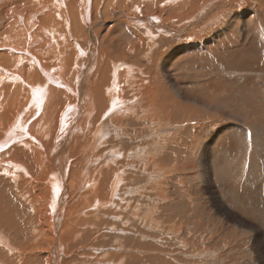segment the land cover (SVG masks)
<instances>
[{"label": "rangeland", "instance_id": "374dc122", "mask_svg": "<svg viewBox=\"0 0 264 264\" xmlns=\"http://www.w3.org/2000/svg\"><path fill=\"white\" fill-rule=\"evenodd\" d=\"M141 1L144 0H120V3H115L114 6L109 7L108 13L103 5L99 6L98 9L91 8L88 21L83 22L85 24L84 30L87 35L90 32L91 37L96 34V37L99 38V44L89 41V39L83 40L80 44L84 46V48H81L84 49L85 52L92 50L90 48L92 44L94 47L92 50V52L94 51V55L90 58L89 63L92 59L94 62L95 56H99L96 60V67L94 64L92 68L90 64L87 63L88 61L86 62V54L82 53L81 56L79 55V57H76V60H74L77 62H74L76 66H71V71L67 78L64 77L65 80L63 78L65 81L64 84H67V86L69 85V87L64 89L63 87L59 88L58 86L50 85V87L47 88L46 94L48 95L43 103L45 110L42 112L45 113V111L49 109L51 100L55 95H59L62 98L53 118L57 120V133L63 136L64 134L61 133V130L64 132L67 131L69 140L72 138V140L68 142L70 146L66 150H63L65 154L62 155V158L67 156L69 163L68 161L66 163L69 164V168L74 169V163L78 165L81 160L87 159L88 157V167L92 169L97 168V170L100 169L99 180L104 175L108 176L107 190H109L112 170L115 171L113 175H118L122 182L118 189L120 192L119 195H117V197L115 194L114 197L112 196L114 205H109L108 200H110L111 196L109 197V195L111 194L108 192L106 194L107 197H105V195L102 197V201L105 203L103 205L102 203L101 205H97L94 210L84 208L81 212H77L78 214L74 212L69 213V215L72 214L70 217L73 221H82L85 225L83 230H80L82 235L78 234L76 231L73 232L74 242L80 240L78 245L81 246L76 245L75 248H70V253L72 254L66 256L63 249L66 250V248H69L67 246H70L68 239L70 233H65L62 230L63 226H61L60 230L62 235L59 239V243H61L59 245L61 254L58 264L61 260L64 261L63 259L69 260V264H116V262L119 264H154L151 259L147 260V258L154 257L159 259L162 258L163 264H264V238L262 237L263 246L261 243L257 248V243L254 250L250 249L253 244L251 235H254V232L264 236V34H262L263 36H259L258 33H255V30H258L256 27H254V33H251V26L246 21V17L250 14L249 9L256 10L255 13L259 17V30L264 33V0H230V7H228V0H226L227 5L225 4L224 6L222 1V3H219L221 6L216 4L209 8V10H204L205 14L199 17L197 16L201 10L196 8L190 15H187V12L190 11V6L188 7L186 5L182 10L180 6H178L181 3L179 0L174 2V7L172 3H170V5L164 0H153V5H149L151 2L146 4V2ZM200 1L203 0H197V2ZM138 4L141 5L139 6ZM244 4H246L245 8H248L246 12L243 10ZM112 7L115 8L113 9ZM185 7H187V9H184ZM177 8L180 10L178 11ZM215 9L218 10V13L215 15L216 18L215 16L212 17V15H214L212 12ZM226 10H229V12H225ZM232 11L244 12L242 16L238 18V21L240 20L239 23H234L233 27H231L232 29L230 28L232 33H230L227 38L217 36L208 41V45H213H211V50L214 51L209 52L202 47L200 49L196 48V50L192 48L190 50L188 49V51L182 50L178 57L172 56L171 51L173 52L174 49L179 46L188 45L193 42L192 45H195L196 43H201L203 38L207 36H214L220 27L227 24L226 21L220 23L221 17L228 20L233 13ZM65 12L68 13V11ZM132 12L138 16V20L142 19L146 21V27H142L141 25L138 26L139 24L137 25L135 20H131L133 22L132 24L130 20L124 17V14H130ZM46 13L47 11L44 12V14ZM157 15L159 18L161 15L164 17L160 18L161 21L163 20V25H168L166 27H173L174 30H176L174 31L176 32L174 33V40H171V42L163 44L165 41L161 38L162 36L166 37V35L156 28V18L153 16ZM207 16L212 18L207 19ZM196 17L197 19L194 20ZM67 18L70 19V16L67 15ZM184 21L186 22L184 23ZM196 22H199V24H195ZM242 25L245 26L243 27ZM112 26L113 29L108 38L110 40L115 39V44L120 43L126 48V58H120L116 45L110 48L106 45L107 37L105 38V35L109 27L111 28ZM187 31L190 32L188 35L186 34ZM259 37L262 39L258 40L260 39ZM52 38L53 35L46 37V39ZM149 39L155 42L153 48L157 47L154 53L158 52L161 56L170 54V56L164 57L173 59L175 66L168 70L158 69L161 73L158 72L159 74L157 73L155 76H157L156 78L158 79L160 87L156 89L154 86L150 87L151 93H148L150 94V99H146L144 90L147 85L153 82H148V78L147 82H143V78L147 75L150 76V74L146 70V66L144 71L133 68L131 60L134 57L133 50L140 53L139 47L144 46L145 43L143 48L146 47L148 50L151 45V41H148ZM218 39L220 43L222 42L221 45L219 42L217 43L218 45L215 44V41ZM121 40L123 42H120ZM63 41L66 49H70L71 46H68L65 38H63ZM128 44H133V46H129ZM143 48L141 47V49ZM64 57L67 58V55H64ZM138 61L142 63L145 62L142 57ZM132 62L134 64L133 60ZM179 62L180 64L183 63V66L176 67ZM219 62H222L224 65ZM256 62H260L259 68H257ZM121 63L123 64L121 65ZM125 64H127L128 67L124 68ZM144 64H146V62ZM107 66L109 69L112 66L116 67L115 71L119 74L118 79L115 78L112 71H110L112 68L108 70ZM174 71L176 74H184V81H180L182 84L181 87L191 91L193 95H195L193 105L187 106L184 99L165 100V98L168 97H165L164 94L167 93L170 88H173L171 85L174 84ZM166 72L170 75V80H166L163 76H166ZM82 73H85L84 80L80 78ZM81 80L87 82L86 87L80 85L82 84ZM19 84L21 83L19 82L15 85ZM153 91L157 92V95L154 97ZM107 94H113L109 101L116 105V114L114 115L111 114L112 112H103L102 114L103 107L97 102L99 96L105 97ZM209 94H213L217 99L212 98V100H215L206 108L197 106L195 100H202L203 97L208 101L205 97ZM162 97L165 102L170 101L174 109V116H176L174 118V123L170 125V132L167 131L169 134L165 132L167 130L166 126H169V121L161 120V112L159 114L160 119L154 122L152 120L150 121L151 123H149V121L145 122L146 124L142 123L144 128H139V125H137V129H134L131 125H126L128 122L124 120L125 117H150V114H153L152 111L159 104V101L162 100ZM82 98L86 104L85 114H81L78 108ZM146 105L151 107L149 111L146 110ZM72 108L74 110L70 111ZM67 111H69L72 117L69 115L68 123L63 125L62 116ZM207 111L211 112L207 115L208 121H204L203 116ZM214 113L219 116H224L227 119L215 117L216 115H214ZM194 114H196L195 117H193ZM120 115L122 116V118L119 119L120 121L118 120L120 123L113 124V127L119 128L118 126H120V128L114 129L112 127L114 131H112L110 136H113V133H116L118 130H122V133H126V135L132 138L134 136L138 137L139 133H143V135L145 132L150 135L155 134V138H158L159 150L154 160L151 159V147L153 145H151V141L149 140L143 143L132 144V146H129L130 148L128 147L127 149L124 148L122 144L118 145L116 140L104 137L102 140H98L100 144L99 147L91 150L93 153L78 152L76 143L87 141L92 138L95 123L98 122L100 116L102 119H106L110 124L112 118L119 117ZM38 117H36L35 120ZM211 118L212 120H210ZM82 127L86 128L84 132L83 129H81ZM161 127L163 129L162 133L160 132ZM47 128L53 130L49 127ZM72 129H78L80 131L74 132ZM136 130L139 132L137 133ZM135 131L138 135H136ZM163 137H166L167 140ZM169 138L171 139L168 140ZM182 138H185L184 143L181 142ZM133 141L137 142L135 139ZM166 141L168 142L164 143ZM169 141H173L171 144L174 145V154L166 158L170 147ZM113 144L114 147L118 145L117 152L119 153H109ZM129 144H131V142H129ZM146 144L148 145L146 146ZM52 147L54 149L53 151L56 153V148L58 146L54 148L53 145ZM137 147L144 148V159L142 158L144 161L142 160L143 164L141 163V166L137 165L138 163L136 161H132V164H136L135 166L138 167V172H140L139 170L143 171V167L145 170L138 174H131V172H128L127 175H122L123 162L132 151L137 149ZM102 149H104V151H102ZM42 154L47 155V151ZM121 155H123V157ZM102 161L104 162L102 163ZM145 161L146 163H144ZM170 165L173 167L171 168ZM87 171L88 169L84 171V175ZM128 171H131V169L129 170L128 168ZM141 174L144 177H142ZM204 174L205 178H203ZM156 175H158L159 180L155 178L157 177ZM147 179H149V181H147ZM79 189L73 194L74 196L67 198L66 195L65 209H68L70 205L76 206V204L79 203L78 198L87 194V191ZM118 196H120V198ZM49 198L50 195L44 197L42 201L43 209L46 208L47 202H51ZM97 198L101 199L99 196ZM219 198L221 200H219ZM119 199L122 200L120 201ZM90 211L93 215H89ZM164 213L179 214L187 221L178 223V221H176L178 217L176 218L172 215L169 216L173 218L166 220L169 216ZM63 214L64 218L62 217L61 219V225H64L65 221L68 220L66 219L65 212ZM144 216H146V218ZM142 220L146 222L143 223ZM148 221L151 224H149ZM152 223L156 224L154 225ZM43 224V227L49 232V236L54 239L47 218ZM147 224L148 226L151 225V228H148ZM68 227L75 229L73 224H70ZM144 227H146V229ZM27 228L29 229H27L29 231V236L35 237L36 233L33 229H36V225H31L30 223L27 225ZM115 228L116 230H114ZM112 229L117 231V234H111L113 231ZM148 229L151 230L148 231ZM86 231H90L91 234L94 233V235L92 234L94 237L92 236V238L89 239L91 242L89 240L85 241L84 238V244H81L82 237ZM127 232H136L134 233L136 236L134 237L136 238L134 242L122 235L120 237L118 236ZM66 234H68V237ZM163 236H165V238ZM137 237L139 239H137ZM198 237H202L203 241ZM63 238H65V241ZM42 241L44 247H51L50 239H48L46 235L42 237ZM115 241H119L121 246L118 247V243L115 244ZM135 243L139 246H135ZM26 245L33 249L26 247L22 249L23 251L18 249L12 251L17 252L18 256L24 253L25 256L19 258L21 264L26 263L24 260H28V256L30 258L38 256L47 259V250L40 253L39 248H34L37 246L35 241L27 243ZM13 248L16 247L13 246ZM119 248L122 249V253L118 251ZM111 249L114 251L115 249L118 250L114 252L111 251ZM258 251L262 252L263 262L262 260L260 262L257 260L261 257ZM12 252L10 253L14 255ZM205 253L208 254V256ZM255 254H258L260 257L254 259ZM133 257L137 260L134 259V261L132 259ZM70 259H72V263ZM44 264L47 263L44 262Z\"/></svg>", "mask_w": 264, "mask_h": 264}, {"label": "bare ground", "instance_id": "6f19581e", "mask_svg": "<svg viewBox=\"0 0 264 264\" xmlns=\"http://www.w3.org/2000/svg\"><path fill=\"white\" fill-rule=\"evenodd\" d=\"M152 1L153 0H147V1L144 0L141 2H146V4L148 2H151L149 5H153L154 2H152ZM159 1H161V0H159ZM164 1L167 2L168 4L172 3V5L174 7V2L177 0H164ZM179 1H181V3H180L181 5L179 4L178 6H180V8L182 10H183L184 6H186V5L188 7L190 6V11L187 12V15L188 14L190 15V13H192L194 10H196V8L198 10H201L197 17L204 15L205 14L204 10H206V9L209 10V8H211L212 6H214L216 4H219L220 2L222 3V1H223V3H222L223 6L226 4V0H203L200 2H197V0H179ZM228 2H229L228 7H230V0H228ZM233 2H235V1H233ZM115 3L116 4L120 3V0H0V264H21L19 258L24 257L25 256L24 253H22L21 255L18 256L17 252H12V251L17 250V249L20 251H23L22 250L23 248L28 247L26 244L30 243L32 241H35V244H37V246H35L34 248H39L40 253L47 250V252H48L47 259H44V257H38V256L30 258L28 256V260H24V262H26L25 264H44V262L47 264H51V263L52 264H58V261L60 260L59 256L61 254V250L59 249V245L61 244V243H59V239L62 235V232L60 230L61 226H63L62 230L65 233H70L69 237H68V234H66V236L69 239L70 246H67L69 248H66V250L63 249L65 251L66 256H70L72 254V253H70L71 252L70 248H73V247L75 248V246L80 243V240L74 242L73 232L76 231L78 234L82 235L80 233L81 232L80 230H83V227H85V225L82 221H78V222H77V220L73 221L72 218L70 217V215H72V214L69 215V213H73V212L79 213L84 208L85 209L88 208L89 210H94V208H96L97 205H101V203L103 205L105 203V202L103 203L102 197L104 195H105V197H107L106 194L108 192H109V194H111V195H109V197L110 196L114 197V194L117 197V195H119V193H120L118 189H119L120 184H122V182H121V179L118 175H113L115 173L114 170H112V175H110L111 182L109 184V190H107V188H108V185H107L108 184V176L104 175L99 180L98 177H100V173H99L100 169L97 170V168L92 169V168L88 167L89 166V164H88L89 158L88 157H87V159L85 158V159L81 160L78 163V165H76L74 163V166H73L74 169H70L69 164L66 163L68 161L67 156L62 158V155L65 154V152L63 150H66L70 146L68 142L71 141L72 138L69 140V138H68L69 135H68L67 131L64 132L61 130V133L64 134L63 136H61L60 133H57V125H56L57 120L55 118H53L57 109H58V106L61 102V99H62L61 96L55 95V97L51 100L49 109L47 111H45V113L42 112L45 110L43 107V103H44V99L48 95L46 93H47V88L50 87V85L58 86L59 88L63 87L64 89L69 87V85L67 86V84L66 85L64 84V82H65L64 77L67 78V76L69 75V72L71 71V66H76L75 63H77V62L74 61V60H76V57H79V55L81 56L82 53L83 54L85 53L86 54L85 56L87 59L86 62L88 61L87 63L90 64V66L92 68L94 67V64L96 67V65H97L96 60L99 58V56H95L94 62L92 59L91 62L89 63L90 58L93 57V55H94L93 54L94 51L92 52L94 47L92 46V44H91V46L89 45L92 50L89 52H85L84 49L81 48V47L84 48V46H82L80 44V42H82L83 40L89 39V41H92L94 43L99 44L98 43L99 38L96 37L97 36L96 34L92 35V37H91L90 32L87 35L85 30H84L85 24L83 22L88 21V17L90 15V9L91 8H93V9L97 8L98 9L99 6L103 5L104 9L107 12L109 7L114 6ZM141 4H143V3H141ZM154 5H156V4H154ZM245 5L246 4H244L243 10L246 12V11H248V8H245ZM247 5H248V3H247ZM219 6H221V4H219ZM249 6H251V5H249ZM184 9H187V7H185ZM179 10L180 9H178V11ZM45 11H47L46 14H44ZM65 11H68V13ZM136 11H138V10H136ZM249 11H250V14L246 17V21L251 26V33H254L253 30H254V27H256L258 30H255V33H258L259 36H263L262 35V34H264L263 31H260L259 27H258L259 17L255 13L256 10L254 11L253 9L250 8ZM112 12H113V10H112ZM129 12H130V10H129ZM225 12L228 13L229 10L228 11L226 10ZM243 12H233L231 14V17L228 18V20H226L224 17H221L222 19H221L220 23L226 21L227 24L220 27V29L218 30V32H216L214 34V36L211 34L212 35L211 37L207 36L206 38H203L201 43H196L195 45H192L194 43L193 42V43H190L188 45L179 46V47L175 48L173 52L171 51L172 56L178 57V55L180 54V52L182 50L188 51V49L190 50L192 48L194 50H196V48L200 49L202 47L203 49L205 48L209 52L214 51V50H211L212 44L208 45V41L212 40L214 37H217V36H219L221 38H227V36L230 33H232L231 27H233L234 23H237V24L239 23L240 20L238 21V18L242 16ZM201 13H203V14H201ZM217 13H218V10L215 9L212 12V14H214V15H212V17L215 16ZM156 14H158V13H156ZM67 15L70 16V19L67 18ZM145 16H147V15H145ZM124 17L127 18L128 20H130V23H132V24H133V22L131 20H135V23L137 25L139 24L138 26L141 25L142 27H146V21H144L142 19L138 20V16H136V14L134 12H132L130 14H128V13L124 14ZM153 17L156 18V20H155L156 25L159 26V27L156 26V28L159 31L164 32V34L166 35V37H165V36H162L163 35L162 34L161 35L162 38L160 37L161 39H163V41H165V42H163V44L171 42V40H174L173 39L174 33H176L174 31H176V30H174L173 27H169V28L166 27L168 25H166V26L163 25V20L162 21L160 20V18L163 17L162 15L160 18L158 17V15L153 16ZM197 17L194 20H196ZM212 17L209 18V16H207V19H211ZM215 18H216V16H215ZM194 20H193V22H194ZM148 22L150 23L151 21H148ZM185 22L186 21H184V23ZM197 23L199 24V22H196L195 24H197ZM82 25H84V26H82ZM90 25H91V23H90ZM242 26L244 27L245 25H242ZM112 29H113V26L111 28L109 27L108 31L106 32L105 38L107 37V39H109L108 37L110 36ZM152 32H153V30H152ZM189 33L190 32L187 31L186 34L188 35ZM52 35H53L52 39H46V37L52 36ZM150 37H152V36H150ZM63 38L66 39L68 46H71L70 49H68V50L66 49ZM148 38H149V35H148ZM107 39H106L107 47L110 48V47H114L116 45V49L118 51L120 58H126V48L120 43L115 44V42H116L115 39H113V40H110V39L107 40ZM219 39L217 41H215V44H217L218 42L220 43L221 39L220 40ZM261 39L262 38H260L258 40H261ZM148 41H151V45L148 48V50L146 47L143 48L146 43L144 44V46L139 47L140 53L137 52L136 50H133V56L134 57L132 58V60L134 61V64H133L132 60H131V63H132L133 68H137V69H140L142 71L145 70V66H146V70L148 71L150 76L147 75L144 78L142 77L143 82H145V81L147 82V78H148V80L149 79L154 80L155 85L153 83H150L151 85H149V87L154 86L156 89L157 87L158 88L160 87V85L158 83V79L156 78L157 76H155L158 72L161 73V71H159L158 69L161 68L164 70H166V69L168 70V69L174 67L175 65H174L173 59H169L167 57L159 55L158 53H154V50L157 48V47L153 48L155 46V42H153V40H150V39ZM221 41H223V40H221ZM120 42H123V41L121 40ZM125 44H127V43H125ZM133 44L136 45L135 43H133ZM133 44H130V45L128 44V45L133 46ZM221 44H222V42L220 43V45ZM148 46H149V44H148ZM141 47L143 49H141ZM64 55H67V58H65ZM140 56L145 60L146 64H144L145 62L142 63V62L138 61L141 58ZM122 64L123 63H121V65ZM141 64H144V65H141ZM179 65H180V62H179V64H177L176 67H180ZM125 67H128V65L125 64L124 68ZM111 68H110L111 69L110 70L109 67L107 66V69L112 71L113 76L115 78H118L119 76L115 71L116 67L112 66ZM87 69H88V67H87ZM80 71H79V73H80ZM140 75H142V74H140ZM84 76H85V73H82L80 75V78L84 80ZM163 76L165 77L166 80L167 79L170 80V77H169L170 75L167 72H166V76L165 75H163ZM149 77H153V78H149ZM63 78H64V80H63ZM177 80L178 81H184V78L182 77L181 74H176V72L174 71V84L171 85L173 88H170L169 91L164 94L165 97H168L170 99L179 100V99H181L183 93L186 92V90L181 87L182 86L181 82H178ZM163 81H165V80H163ZM19 82L21 84L15 85V84H18ZM80 85L83 87H86L87 82L82 81V84H80ZM164 92H166V91H164ZM155 93H154L153 97L155 95H157V92H155ZM112 96H113V94H107L105 97H101V96L98 97L97 102L99 105H101L103 107L102 114H103V112H112L111 113L112 115L116 114V109H115L116 105L109 101L112 98ZM168 98H165V100ZM205 98L208 99V103H212L215 100V99L212 100V98H216V97H214L212 94L210 96L207 95V97H205ZM163 99L164 98L162 97V100L159 101V104L152 111L153 114L151 113L150 117H147V118H139L141 116H139V117L137 116L135 118L125 117L124 120L128 122V123H126V125L129 124L134 129L136 128L137 125H139V128H142V127L144 128L142 123H145L147 121H149V123H151L150 121H152V120L154 122L157 119H160L159 114L161 112L162 113V119L161 120L162 121H169L168 122L169 126H166L167 130L165 131L166 133H168L167 131H169L171 129L170 125L174 123V118L176 116H174V112H173L174 109L171 106L170 101L165 102ZM171 101H173V100H171ZM195 101H196L197 106H201L203 108H206L209 105L207 103V100H205L204 98L202 100H195ZM78 108H79L81 114H85L86 104L83 101V98L80 100V104H79ZM145 108H147L146 110H148V111L151 109V107L149 105H146ZM73 110H74L73 108L70 109V111H73ZM210 112L211 111H207L206 114L203 116L204 121H208L207 115ZM69 115H70L69 111H67L63 114V116H62L63 125H66L68 123ZM214 115H216L215 117H218L221 119H227L226 117L219 116L215 113H214ZM195 116H196V114L193 115V117H195ZM36 117H38V118L35 120ZM142 117H143V115H142ZM121 118H122L121 115L119 117L112 118L111 119L112 123L110 122V124H109V122L106 119H102V117L100 116L98 119V122L95 123V128H94V131L92 132V138L88 139L87 141H82V142L76 143V145H77L76 148H77L78 152L93 153L91 150L99 147L100 144L98 143V140L99 139L102 140L104 137L105 138L108 137L111 140H116L118 145L122 144L124 146V148H127V149L129 146H132V144H137V143H141V142L143 143L144 141L149 140V141H151L150 142L151 145H153L151 147V151H152L151 159L154 160V158H156V155H157L158 150H159L158 149L159 148L158 138L157 139L155 138V136H154L155 134L150 135V134H147V132H145L143 135V133H141V134L139 133L138 137L134 136V134H133L134 137L132 138V137H129L128 135H126V133H122V130H118L116 133H113V136H110V134H112V131H114L112 129L113 124H119L120 123L119 119H121ZM204 118H206V119H204ZM210 120H212V118ZM47 127H49L50 129H53V130H49ZM110 127H111V129H110ZM118 127L120 128V126H118ZM113 128L115 129L116 127H113ZM119 128H116V129H119ZM214 128H215V126H214ZM81 129H83V132H84L86 128L82 127ZM72 131L77 132L80 130L72 129ZM136 131H135V133H136ZM138 132L139 131H137V133ZM148 132H149V130H148ZM160 132L161 133L163 132L162 127H161ZM82 133H79V134H82ZM137 133H136V135H138ZM166 137H163V138H166ZM171 137L173 138L172 135H171ZM134 139L137 142H134L133 141ZM170 139L171 138H169L168 140H170ZM166 140H167V138H166ZM118 141H119V143H118ZM129 142H131V144H129ZM167 142L168 141H166L164 143H167ZM172 142L173 141H171L169 143L170 147H169V151L167 153L166 158H169V156H172L174 154V148H173L174 145L171 144ZM179 142H180V140H179ZM181 142L184 143L185 138H182ZM53 145H54V148H56L58 146L56 148V151H57L56 153L53 151L54 150L52 147ZM118 145L116 147H114V144H113L112 149L109 153L110 154L119 153V152H117ZM147 145L148 144H146V146ZM164 146H165V144H164ZM181 147H182V144H181ZM143 149H144L143 147H137L136 150L132 151L129 154L128 158L123 162L124 166L122 167V169H123V171L121 173L122 175H127L128 172H131V174H133V173L138 174V173L143 172L145 170L144 167L142 166L143 169L142 168H139V169H142L143 171L139 170L140 172H138V169H137L138 167L135 166L136 164L135 165H133L134 163L132 164V161H136L138 163L137 165L141 166L142 160L144 159L143 158ZM45 151H47V155L42 154V153H45ZM102 151H104V149H102ZM121 156L123 157V155H121ZM144 157H146V156H144ZM100 159H102V158H100ZM153 160H152V162H153ZM103 162L104 161H102V163ZM147 162H148V159H147ZM152 162H150V163H152ZM68 163H69V161H68ZM144 163H146V161ZM172 165H173V163H172ZM170 167H171V165H170ZM128 168H129V170L131 169V171H128ZM87 169H88V171L84 175V171H86ZM149 173H150V171H149ZM150 174L152 175V173H150ZM68 175H70V176H68ZM151 175H149V176H151ZM136 176H138V175H136ZM139 176H140V174H139ZM156 176L157 177H155V178L157 179L158 175H156ZM167 176H170V175H167ZM142 177H144V176L142 175ZM148 177H146V178H148ZM203 178H205V174L203 175ZM157 180H159V178ZM147 181H149V179H147ZM97 182H98V184H97ZM106 185H107V187H106ZM78 189L82 190V191L83 190L87 191V194H85L81 198H78L79 203L76 204V206L70 205V206H68V209H65L66 195H67V198H69L70 196H74L73 194L76 193V190H78ZM46 195H50L49 200H51V202H47L46 208L43 209L42 201ZM98 196L101 199H98L97 198ZM111 197H110V200H108L109 205L110 204L114 205L113 197L112 198ZM118 197L120 198V196H118ZM123 197H125V196H123ZM219 200H221V199L219 198ZM222 200H223V198H222ZM64 212L66 214V219H68V220L65 221L64 225L63 224L61 225V219L64 216V214H63ZM164 214H167L168 216L172 215L176 218L178 217L176 220V221H178V223H181L182 221H185V222L187 221L184 217H182L179 214H176V215H174V213H164ZM89 215H93V213L90 211ZM147 216H150V215H147ZM172 216H169V218H166V220H170L171 218H173ZM76 217H74V218H76ZM90 217H92V216H90ZM144 217L146 218V216H144ZM46 218H47L48 222L50 223L49 225H50V228L52 229L54 239L49 236V232H47L46 228L43 227L44 226L43 223L45 222ZM143 221L144 220H142V222ZM145 222H143V223H145ZM30 223H31V225L32 224L36 225V229H33V231H35L36 235H35V237L31 236L32 238L29 236V231H28L29 227L27 228V225ZM86 223H88V222H86ZM148 223L151 224L149 221H148ZM70 224H73L75 229L68 227ZM152 224H154V223H152ZM94 226H96V225H94ZM145 226H146V224H145ZM150 226L151 225L148 226V224H147L148 228ZM144 228L146 229V227H144ZM114 230H116V228ZM114 230L111 232V234H117V231H114ZM149 230H151V229H148V231ZM152 230H153V227H152ZM33 231H32V233H33ZM134 233H136V232H134ZM134 233H129V232L122 233V234L118 233V234H120L118 236L120 237L122 235L123 237H127L128 240L134 242L136 239V238H134V237H136ZM137 233H139V232H137ZM254 233H255L254 235H251L253 238V239H251V241H253V244L250 248L253 250L256 248L257 243H258L257 248L261 245V243L263 246V238H264L263 235H259L257 232H254ZM92 234L94 235V233H92ZM92 234L90 233V231H86V233L82 237V243L81 244H84L83 243L84 238H85V241L92 238V236H93ZM44 235H46L48 237V239H50L51 247L50 246H46V247L43 246L42 237ZM194 235H197V234H194ZM67 237H66V239H67ZM163 237L165 238V236H163ZM198 238H200L203 241L202 237H198ZM63 239L65 241V238H63ZM93 239H95V238H93ZM137 239H139V238L137 237ZM193 239H196V238L194 237ZM130 241H129V243H130ZM114 243L115 244L118 243V247L121 246L119 241H115ZM198 243H199V241H198ZM33 245H34V242H33ZM67 245H69V244H67ZM137 245L138 244L135 243V246H137ZM13 246L16 248H13ZM78 246H81V245H78ZM93 246H94V244H93ZM28 248L33 249L32 247H28ZM117 250L118 249H115V251H114L111 249V251H114V252H117ZM118 251H121V253H122V249L119 248ZM10 252H12L16 256L12 255ZM96 252H98V251H96ZM258 252H260L259 255L261 257L258 254H255L254 259H256L257 257L258 258L260 257L257 260L259 262L262 260V262H263V258H262V254H261L262 252L261 251H258ZM136 253H134V254H136ZM249 253H251V252H249ZM206 255L208 256V254H206ZM119 256H120V254H119ZM135 256H137V255H135ZM120 258H121V256H120ZM132 259L137 260L135 257H133ZM148 259H151V261L154 262V264H163L162 258L159 259V258L154 257V258H147V260ZM63 260L64 261L61 260V262L59 264H69V260H67V259H63ZM70 262L72 263V259H70ZM109 264H111V263H109ZM116 264H119V263L116 262ZM168 264H170V263H168Z\"/></svg>", "mask_w": 264, "mask_h": 264}, {"label": "crops", "instance_id": "0c3cea01", "mask_svg": "<svg viewBox=\"0 0 264 264\" xmlns=\"http://www.w3.org/2000/svg\"><path fill=\"white\" fill-rule=\"evenodd\" d=\"M158 53V52H157ZM159 54V53H158ZM170 56V54H164V56ZM219 63H222V62H219ZM256 64V66H257V68H259V65H260V62L259 63H255ZM222 65H224L223 63H222ZM180 67L181 66H183V63H181L180 65H179ZM206 72V71H205ZM179 74H181L182 75V77L184 76V74L183 73H179ZM121 75V74H120ZM118 76H119V74H118ZM145 76V75H144ZM119 78V77H118ZM117 78V79H118ZM184 78V77H183ZM148 82H153V84L155 85V81L154 80H152V79H149L148 80ZM178 82H180V81H178ZM151 85V84H150ZM180 89V88H179ZM144 92H145V94H146V99H150V94H148V93H151V90H150V87H149V85H147L146 86V89L144 90ZM153 93H155L154 91H153ZM156 94V93H155ZM211 94H209L208 96H210ZM194 97H195V95H193V93L191 92V91H188V90H186V92L185 93H183V95H182V97H181V99H184L185 101H186V105L187 106H191V105H193V103H194ZM168 99H170V98H168ZM202 99H203V97H202ZM207 103H208V101H207ZM209 104V106H210V103H208Z\"/></svg>", "mask_w": 264, "mask_h": 264}]
</instances>
